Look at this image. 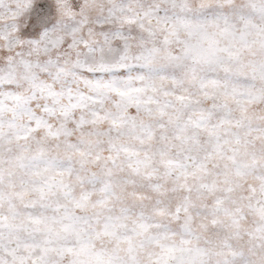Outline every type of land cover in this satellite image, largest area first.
<instances>
[{"label": "snow or ice", "instance_id": "obj_1", "mask_svg": "<svg viewBox=\"0 0 264 264\" xmlns=\"http://www.w3.org/2000/svg\"><path fill=\"white\" fill-rule=\"evenodd\" d=\"M0 264H264V0H0Z\"/></svg>", "mask_w": 264, "mask_h": 264}]
</instances>
